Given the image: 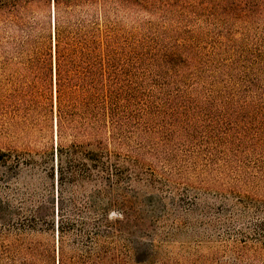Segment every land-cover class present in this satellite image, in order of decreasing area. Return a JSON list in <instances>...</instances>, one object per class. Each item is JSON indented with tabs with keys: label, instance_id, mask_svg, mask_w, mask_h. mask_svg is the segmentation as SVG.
<instances>
[{
	"label": "trees",
	"instance_id": "1",
	"mask_svg": "<svg viewBox=\"0 0 264 264\" xmlns=\"http://www.w3.org/2000/svg\"><path fill=\"white\" fill-rule=\"evenodd\" d=\"M0 145L94 188L66 217L59 198L57 244L15 236L10 264L147 263L133 161L245 146L264 183V0H0Z\"/></svg>",
	"mask_w": 264,
	"mask_h": 264
},
{
	"label": "rangeland",
	"instance_id": "2",
	"mask_svg": "<svg viewBox=\"0 0 264 264\" xmlns=\"http://www.w3.org/2000/svg\"><path fill=\"white\" fill-rule=\"evenodd\" d=\"M234 146L220 148L211 162L180 152L132 162L136 174L124 192L143 231L134 240L151 248L145 264H264V183H247V147ZM35 149L15 150L5 161L7 148L0 145V264H10L6 247L20 232L26 240L57 244L61 195L66 217L72 200L83 205L94 189L61 190L52 162ZM42 205L45 219L37 214Z\"/></svg>",
	"mask_w": 264,
	"mask_h": 264
}]
</instances>
